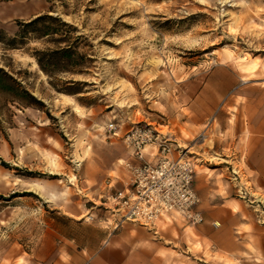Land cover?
Wrapping results in <instances>:
<instances>
[{
	"label": "rangeland",
	"instance_id": "374dc122",
	"mask_svg": "<svg viewBox=\"0 0 264 264\" xmlns=\"http://www.w3.org/2000/svg\"><path fill=\"white\" fill-rule=\"evenodd\" d=\"M43 14L74 25L77 49L92 62L84 74L55 76L58 88L70 79L85 82L81 93L66 94L33 56L54 42H0V68L42 103L30 106L0 90V195L9 198L0 200V221L18 211L11 206L21 199L10 200L28 195L20 188L26 181L48 179L62 204L75 199L83 206L95 194L98 170L111 165V149L124 151L123 133L137 121L166 123L164 102L199 91L216 70L227 74L230 91L211 120L238 88L264 84V0H0V32L13 37L19 22ZM112 122L117 136L107 129Z\"/></svg>",
	"mask_w": 264,
	"mask_h": 264
},
{
	"label": "crops",
	"instance_id": "0c3cea01",
	"mask_svg": "<svg viewBox=\"0 0 264 264\" xmlns=\"http://www.w3.org/2000/svg\"><path fill=\"white\" fill-rule=\"evenodd\" d=\"M226 76L216 70L199 91L174 93L161 108L166 123L159 126L176 147L206 137L192 148L203 223L171 212L154 226L117 224L99 203L128 179L121 163L132 157L122 140L124 151L111 149V165L98 170L95 194L83 206L75 199L62 204L48 179L18 186L28 195L12 198L21 199L11 206L18 211L0 221L7 222L0 228V264H264V84L238 88L211 120L230 91ZM152 151L145 154L153 163Z\"/></svg>",
	"mask_w": 264,
	"mask_h": 264
},
{
	"label": "built area",
	"instance_id": "2783aa9c",
	"mask_svg": "<svg viewBox=\"0 0 264 264\" xmlns=\"http://www.w3.org/2000/svg\"><path fill=\"white\" fill-rule=\"evenodd\" d=\"M107 129L113 136L119 134V125L113 122ZM121 138L132 157L121 163L128 179L122 188L109 192L99 203L116 216L117 224L129 221L154 226L157 219L171 212L179 213L193 225L203 223L193 188L194 144L176 147L175 137L152 121L133 123ZM147 149L157 155L153 163L146 160Z\"/></svg>",
	"mask_w": 264,
	"mask_h": 264
},
{
	"label": "trees",
	"instance_id": "16d2710c",
	"mask_svg": "<svg viewBox=\"0 0 264 264\" xmlns=\"http://www.w3.org/2000/svg\"><path fill=\"white\" fill-rule=\"evenodd\" d=\"M19 29L13 37H7L0 32V42H4L9 48H17L19 45L26 43L29 37L47 38L56 44V47L36 49L33 56L42 71L49 75L53 86L66 94L81 93V81L70 79L63 84V88H58L54 83L55 76L58 73L84 74L88 67V63L92 62V58L78 51V42L81 36H73L77 28L64 22L58 16L51 14L39 15L28 22H19ZM53 79V80H52ZM0 90L12 93L15 98L23 97L29 101L30 106H40L42 103L36 97L34 98L25 87L17 81L12 75H9L3 68H0ZM2 165L9 167L7 161L2 160ZM34 175L33 172H28ZM0 200H9L8 197L0 195Z\"/></svg>",
	"mask_w": 264,
	"mask_h": 264
},
{
	"label": "bare ground",
	"instance_id": "6f19581e",
	"mask_svg": "<svg viewBox=\"0 0 264 264\" xmlns=\"http://www.w3.org/2000/svg\"><path fill=\"white\" fill-rule=\"evenodd\" d=\"M64 98H65L66 101H68V100L70 99V96H69V95H64ZM74 107H75L77 110H79V107H78V106L74 105Z\"/></svg>",
	"mask_w": 264,
	"mask_h": 264
}]
</instances>
